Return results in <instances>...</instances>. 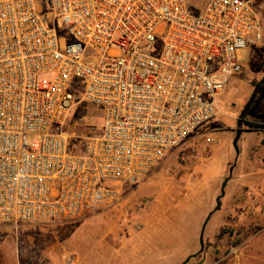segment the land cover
<instances>
[{"label": "built area", "instance_id": "2783aa9c", "mask_svg": "<svg viewBox=\"0 0 264 264\" xmlns=\"http://www.w3.org/2000/svg\"><path fill=\"white\" fill-rule=\"evenodd\" d=\"M254 1L0 0V227L115 205L218 116L263 37ZM76 100L96 129L70 127Z\"/></svg>", "mask_w": 264, "mask_h": 264}, {"label": "rangeland", "instance_id": "374dc122", "mask_svg": "<svg viewBox=\"0 0 264 264\" xmlns=\"http://www.w3.org/2000/svg\"><path fill=\"white\" fill-rule=\"evenodd\" d=\"M256 2L263 37L240 53L242 70L222 94L218 116L139 183L124 185L115 205L71 221L0 227V264H182L199 251L201 226L232 166L221 206L206 223L204 249L185 264H264V1ZM159 51L156 44L152 53ZM71 113L79 134L101 123L85 101L76 100Z\"/></svg>", "mask_w": 264, "mask_h": 264}, {"label": "water", "instance_id": "95a60500", "mask_svg": "<svg viewBox=\"0 0 264 264\" xmlns=\"http://www.w3.org/2000/svg\"><path fill=\"white\" fill-rule=\"evenodd\" d=\"M263 81H264V75H263V77H262V79H261V82H263ZM259 85H260V83H258V84L255 86V88H254V90H253V93H252V96H251V98H250V100H249V102H248L247 107H249V105L252 103L253 99L255 98ZM239 136H240V131L237 130V131H236V135H235V137H234V139H233V142H232V146H233V148H234V150H235V152H236L237 155H238V153H239V150H238V148H237V142H238ZM232 170H233V166L229 168V177H228L227 179H225V180L223 181L222 185H221V188H220V195H219V196L217 197V199H216V206H215V208H214V209H213V210L207 215L206 219L204 220V222H203V224H202V226H201V230H200V234H199V246H200V249H199V251H198L197 253L193 254L191 257H195L197 254L201 253V252L203 251V249H204L203 235H204V229H205L206 223H207V221L209 220V218H210V216L212 215V213H213L214 211H216V210L220 207V202H219V201H220V198L223 197V195H224V189H225V186H226L228 180H229L230 177H231ZM189 259H190V257H188V258L185 260V262H183L182 264H185L186 262H188Z\"/></svg>", "mask_w": 264, "mask_h": 264}, {"label": "crops", "instance_id": "0c3cea01", "mask_svg": "<svg viewBox=\"0 0 264 264\" xmlns=\"http://www.w3.org/2000/svg\"><path fill=\"white\" fill-rule=\"evenodd\" d=\"M239 137H240V136H239ZM238 140H239V139H238ZM238 154H239V153H238ZM245 176H246V177H245V180H246V181H248V180L251 179V175H245ZM226 185H227V184H226ZM225 187H226V186H225ZM217 197H218V196H217ZM217 197L215 198V201H216ZM223 197H224V195H223ZM223 197L220 198V201H221V199H222ZM220 206H221V202H220ZM216 211H217V210H216ZM214 212H215V211H214ZM214 212H213V213H214ZM213 213H212V214H213ZM211 216H212V215H211ZM211 216H210V217H211ZM209 219H210V218H209ZM207 222H208V221H207ZM219 226H220V221H219V225H218L217 227L214 228V230H213L214 233H215V231L219 228ZM193 252H194V250L192 251V253H193Z\"/></svg>", "mask_w": 264, "mask_h": 264}, {"label": "trees", "instance_id": "16d2710c", "mask_svg": "<svg viewBox=\"0 0 264 264\" xmlns=\"http://www.w3.org/2000/svg\"><path fill=\"white\" fill-rule=\"evenodd\" d=\"M257 2L256 1H254L253 2V4H254V6L258 9V11H260L259 10V8H258V5L256 4ZM91 105V104H90ZM92 107H94L98 112H99V115H100V120H101V111L97 108V107H95L94 105H91ZM97 128V127H96ZM96 128H91L90 130H88L87 132H89V131H91V130H94V129H96ZM87 132H85V133H87ZM220 202V201H219ZM220 208V207H219ZM219 208L217 209V210H219ZM190 258H192L191 256H190Z\"/></svg>", "mask_w": 264, "mask_h": 264}]
</instances>
